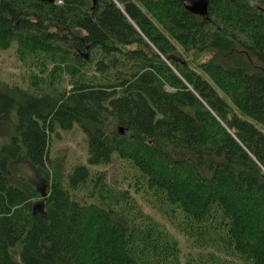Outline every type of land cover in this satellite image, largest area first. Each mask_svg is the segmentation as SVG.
Segmentation results:
<instances>
[{"label":"trees","instance_id":"obj_1","mask_svg":"<svg viewBox=\"0 0 264 264\" xmlns=\"http://www.w3.org/2000/svg\"><path fill=\"white\" fill-rule=\"evenodd\" d=\"M12 44L32 71L0 82V264H264V0H0ZM74 126L65 175L52 137ZM115 160L127 187L96 169Z\"/></svg>","mask_w":264,"mask_h":264},{"label":"rangeland","instance_id":"obj_2","mask_svg":"<svg viewBox=\"0 0 264 264\" xmlns=\"http://www.w3.org/2000/svg\"><path fill=\"white\" fill-rule=\"evenodd\" d=\"M208 59L207 56H203L200 60L204 61ZM32 69L28 64L22 63L17 55V48L15 44H12L8 49H0V82H6L10 85H17L24 89L29 88L30 73ZM9 124H5L4 128L0 131V141L5 134L10 132ZM88 157L86 135L83 133L79 126H74L72 130L64 131L60 130L55 136L52 137V147L50 151L51 169L60 171L62 174H67L77 164L85 163ZM97 170H105L108 174V180L114 186L127 187L131 180L127 179L130 171L127 169V164H124L120 160H115L113 164L108 166H99ZM15 175L21 178L27 177L28 182L34 184L33 178L35 172L27 166L14 167ZM38 177L35 178V180ZM41 179L39 178V181ZM48 186V185H47ZM132 194L139 204L143 207V210L152 215L158 221L164 223L170 232L179 240L182 250L183 261L187 256L196 254V251L187 238L174 227L170 221L162 216L157 210L153 209L147 204L141 194H135L131 188ZM81 195V194H80Z\"/></svg>","mask_w":264,"mask_h":264},{"label":"water","instance_id":"obj_3","mask_svg":"<svg viewBox=\"0 0 264 264\" xmlns=\"http://www.w3.org/2000/svg\"><path fill=\"white\" fill-rule=\"evenodd\" d=\"M47 3H55L57 0H40ZM184 6L195 14L205 15L208 11L209 0H182ZM96 2V0H94Z\"/></svg>","mask_w":264,"mask_h":264}]
</instances>
